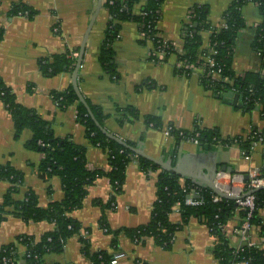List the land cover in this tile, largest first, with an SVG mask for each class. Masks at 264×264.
<instances>
[{
  "label": "crops",
  "instance_id": "crops-1",
  "mask_svg": "<svg viewBox=\"0 0 264 264\" xmlns=\"http://www.w3.org/2000/svg\"><path fill=\"white\" fill-rule=\"evenodd\" d=\"M107 0H102L103 6ZM234 0H166L159 20V32L166 41L176 43L175 53L166 63H154L150 59L149 46L141 43L138 25L133 21L122 23L115 41L114 64L116 78L104 69L100 53L104 41L108 14L104 7L96 19L89 35L78 85L86 102L98 108L103 116L102 127L110 134L135 146L148 157L177 166L183 163L189 173L207 178L209 170L216 165L219 170L227 167L232 174L248 176L255 168L263 166L264 143H257L250 158L244 157L237 145H204L182 141L179 145L167 133L169 125L178 130L193 131L195 127L217 132L221 139L228 140L247 136L253 128L264 131V116L258 109L244 110L235 93L214 95L206 89L197 76L187 78L175 74L178 55L184 54L183 35L190 23L189 12L193 7H202L212 28L224 26V14ZM98 0H0V79L12 89L20 105L31 111L47 127L55 138L68 140L86 149L89 170H110L106 150L94 146L87 137L86 129L77 121V106L60 110L52 94L73 87V73L65 70L58 75L45 73L46 63L55 55L70 51L78 60L79 48L85 32L97 10ZM25 5L36 12L33 18L13 14L14 6ZM146 0L136 6L139 13ZM246 27L242 29L235 43L233 70L238 76L246 73H263L264 67L259 54L253 48L256 29L263 22L258 7L248 3L242 8ZM209 34L204 33V47L208 45ZM151 47V46H150ZM77 64V62H76ZM76 67V65H75ZM75 71V70H74ZM152 84L147 88L143 84ZM232 100L226 101L225 95ZM229 102V103H228ZM88 104V103H87ZM89 106V105H88ZM133 108L139 118L120 122V110ZM86 108V107H85ZM146 117L161 121L160 128L146 124ZM97 121V120H96ZM97 126V125H96ZM33 133L24 129L18 134L12 116L0 100V166H9L23 174L24 181L14 200H22L26 191H33L39 205L49 204L64 198L62 181L58 176H49L40 170L44 155L28 149L27 143ZM129 163L122 192L116 197L117 208L107 209L113 194V186L107 177L98 178L87 188V196L81 208L70 217L81 226V233L88 230L92 253L106 252L113 257L116 252L126 256L119 264H218L212 254L214 238L209 227L198 218H191L179 230L172 250L165 251L148 238L145 243H135L124 233L118 235V248L112 245L114 237L101 227L105 219L111 230L134 229L147 225L157 198L158 175L163 168L145 171L138 158ZM180 184L190 179L180 176ZM227 182V181H226ZM193 184V183H192ZM10 183L0 181V206L5 202ZM9 212H14L8 207ZM170 221L179 225L180 212L175 209ZM245 222L237 211L224 226L230 246L239 249L248 243L261 246L264 242L259 229L245 228ZM54 225L48 222L27 223L18 216L9 215L0 224V251L11 244L16 245L20 256L26 247L18 243L20 236H29L39 241L52 232ZM90 258L82 252L79 236L70 238L61 253L44 255L43 264H89ZM17 264H28L21 258Z\"/></svg>",
  "mask_w": 264,
  "mask_h": 264
},
{
  "label": "trees",
  "instance_id": "trees-1",
  "mask_svg": "<svg viewBox=\"0 0 264 264\" xmlns=\"http://www.w3.org/2000/svg\"><path fill=\"white\" fill-rule=\"evenodd\" d=\"M141 2L142 0H107L104 3L103 7L108 14L109 21L101 48L100 60L104 69L110 71L114 79L117 72L114 64L113 45L119 37L122 23L126 21H133L138 25L142 38L141 43L144 46H149V49L151 45L154 46L155 51L150 49V59L154 63H166L169 57L175 53L174 42L161 38L162 35L158 28L166 0H146V4L142 5L141 11L137 13L135 8ZM248 3L255 4L263 16V22L256 29V37L252 46L259 54L264 67V0H234L224 14V26L220 30L212 28L202 7H193L190 10V23L187 24L183 35L184 54L178 55V61L182 62L183 66H176L175 74L191 78L198 69H201L199 81L214 95L235 93L242 109L250 111L258 109L264 116V74L246 73L238 76L233 70L236 39L239 32L246 27L242 8ZM12 12L29 18L36 15V12L22 4L14 6ZM204 33H210L209 43L206 47H204L203 41ZM2 36L3 31L0 29V40ZM158 50L165 53L162 59L158 57ZM76 52H79V48L76 49ZM74 53L75 51H73ZM73 54L68 51L62 55H55L52 62L46 63L45 73L53 76L65 70L73 73L77 62V58L73 57ZM205 58L212 59L214 65L211 66ZM188 66H192V68H187ZM212 73H215L216 77H213ZM143 85L147 88L152 87V84L148 82ZM52 97L60 110L64 111L72 105L77 106V121L85 127L90 142L107 151L110 170L108 172L89 170L85 155L86 149L68 140L55 138L47 127L48 124L40 121L36 116H32L30 110L20 105L12 89L0 79V100L12 116L18 134L24 129L32 131L33 137L27 143L28 149L40 151L44 155L40 170L49 176L60 177L65 193L61 201L52 202L47 208L39 205L37 195L31 190L26 191L22 200L16 201L13 195L23 185V174L9 166H0V181L10 183L5 202L0 206V224L9 215H16L27 223L48 222L54 225V230L42 236L39 241H35V238L29 236L18 238V243L26 247L24 256H20L14 244L4 247L0 251V264H17L21 258L28 264H43L44 255L61 253L67 241L74 236L80 237L82 252L94 264H110L112 257L106 252H91L89 240L81 235V226L70 217V214L81 208L87 196V188L93 185L98 178L103 177H107L113 186V194L107 209L115 210L117 208L116 197L122 192L127 167L136 156L129 147L135 148V146L127 143L129 147H125L102 133L88 114L85 106L79 101L72 86L66 91L53 93ZM87 103L95 119L102 126L104 122L102 114L90 102L87 101ZM119 112L121 114L120 122L139 118L138 112L130 107ZM145 120L149 127H162L161 121L157 118L146 117ZM169 129V133L177 145L182 141L194 142L202 147L206 144L237 145L244 157L253 153L255 144L264 143V131L257 128H253L247 136L228 140L221 139L215 131L197 127L193 131H186L178 130L173 125H169ZM138 161L145 171L160 169L144 158H138ZM220 170L229 169L221 167ZM262 173L264 175V167ZM180 179V175L175 172L161 170L157 180V198L152 219L147 225L114 231L110 229L106 220L102 219L101 227L107 234H112L114 237L113 247L118 248V235L124 233L132 241L139 240L142 244L145 243L146 239L151 238L157 246L165 251H170L173 248L177 232L183 229L191 218H198L209 227L211 236L214 238L212 254L218 264H264V242L261 246H249L247 244L240 249H235L230 246L224 232V226L237 211L244 222L247 220V213L232 200L222 199L215 203L213 199L215 194L204 188H198L204 205L199 207L186 205L185 201L193 185L187 180L183 187L180 184ZM177 203H181L179 212L182 221L179 225H174L170 221V214L175 210ZM8 207H12L14 212H9ZM247 221L252 227L259 229V236L264 240V189L255 193V210L252 218ZM86 232L89 234L88 230Z\"/></svg>",
  "mask_w": 264,
  "mask_h": 264
},
{
  "label": "built area",
  "instance_id": "built-area-1",
  "mask_svg": "<svg viewBox=\"0 0 264 264\" xmlns=\"http://www.w3.org/2000/svg\"><path fill=\"white\" fill-rule=\"evenodd\" d=\"M21 15V14H19ZM24 16V15H22ZM163 38L162 36H160ZM164 39V38H163ZM209 43V42H208ZM175 46L177 45L174 43ZM151 50L155 51L154 46L151 45ZM213 52V51H212ZM212 52H210L212 54ZM158 57L162 59L165 56L164 51L158 50ZM206 61L213 66L214 62L210 58H205ZM177 67L183 66L182 62H177ZM187 68H192V66H188ZM202 72L201 69H198L196 74L194 76H197L199 78L200 73ZM203 75V73H202ZM213 77H216L215 73H212ZM170 132V129L168 128L167 133ZM256 145V144H255ZM254 145V146H255ZM246 158H250V156H246ZM255 168L252 170L250 174H248V179H245L244 175L241 174H232L231 172H228L227 170H219L218 176L215 179V185L224 193H226L229 196H235L238 198L237 205L242 208L246 213H247V220L252 218L253 212L255 210V193H253L256 189L264 187V175L262 173V168ZM227 181V182H226ZM193 187L190 191V194L188 195L185 203L188 206L192 207H199L204 205V201L201 199L199 191H198V186L192 184ZM183 187L185 186L182 185ZM213 192V191H212ZM214 193V192H213ZM215 194V193H214ZM246 195V197L242 198V196ZM214 202H220L222 200L221 197L218 195H214ZM181 206V203H177L175 206V209L179 211V208ZM245 221V228L250 229L252 226L248 221ZM81 235L85 238L88 237V233L84 231L81 233ZM135 243H140L139 240H136ZM249 246H257L255 243H248ZM242 248V247H241ZM240 249V248H239ZM126 256L125 253L123 252H116L114 256L112 257L110 264H119V261L122 260ZM89 264H94L92 261ZM103 264V263H102ZM244 264V263H240Z\"/></svg>",
  "mask_w": 264,
  "mask_h": 264
},
{
  "label": "water",
  "instance_id": "water-1",
  "mask_svg": "<svg viewBox=\"0 0 264 264\" xmlns=\"http://www.w3.org/2000/svg\"><path fill=\"white\" fill-rule=\"evenodd\" d=\"M98 7H97V10L85 32V35L83 37V41L81 43V46H80V51H79V56H78V60H77V64H76V67H75V71L73 73V88L79 98V101L86 107L87 111H88V114L91 116V118L94 120L95 124L97 125V127L99 128V130L104 133L109 139L111 140H115L116 142H118L119 144L125 146V147H129L127 145V143L123 140H121L120 138L110 134L109 132H107L95 119L90 107L88 106L84 96L82 95L81 91H80V88H79V85H78V77L80 75V68H81V65H82V62H83V57H84V54H85V50H86V45H87V41H88V38H89V35L91 33V30L96 22V19L102 9V6H103V2L102 0H98ZM225 100L226 101H231L232 100V96L231 95H225ZM238 100V97H236V101ZM228 102V103H229ZM241 105V104H240ZM135 154L143 157V158H146L148 160H151L152 162L154 163H157L159 164L163 169L165 170H168V171H172V172H175L176 174L186 178V179H190L192 181V183L200 188H204V189H209L211 191H213L216 195H218L219 197H221L222 199H226V200H232V201H237L238 198L235 197V196H229L227 195L226 193L222 192L216 185H215V179L216 177L218 176V173H219V168L214 165V167L209 170V174L206 176L207 178L203 179V178H200L198 176V174L196 173H189L185 170V167L183 165V163L177 165V166H173L171 164H166L165 162L163 161H158V160H155V159H152L150 157H148L146 154H144L142 151L140 150H137V149H134V148H131L129 147ZM245 179H248V176H245ZM264 189V187L262 188H259V189H256L253 193H256L258 192L259 190H262ZM246 197V195L242 196V198Z\"/></svg>",
  "mask_w": 264,
  "mask_h": 264
}]
</instances>
